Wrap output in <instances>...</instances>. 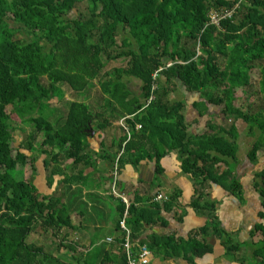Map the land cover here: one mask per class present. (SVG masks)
Here are the masks:
<instances>
[{
    "label": "trees",
    "instance_id": "1",
    "mask_svg": "<svg viewBox=\"0 0 264 264\" xmlns=\"http://www.w3.org/2000/svg\"><path fill=\"white\" fill-rule=\"evenodd\" d=\"M235 2L0 0V264H47V255L38 258L40 251L26 244L25 239L38 221L54 232L62 226L58 210L52 197L40 193L29 179L15 178L13 172L27 166L35 175L33 153L37 150L45 155L42 163L49 184L59 175L67 182L80 180L79 174L64 173L62 165L66 161H71V167L93 165L86 152V129L104 117L79 97L66 99L65 93L67 90L78 96L99 77L103 94L108 96L106 108L112 106L122 111L119 116L123 112L129 116L125 122L131 138L124 142L123 132L117 147L124 153L116 163L113 160L118 170L125 164L137 166L148 159L155 161L159 174L161 157L175 150L182 171L200 188L210 183L228 191L241 190L235 171L227 167L229 162L239 163L235 122L242 120L247 126L246 135L254 138L247 152L251 163L257 162L258 151L264 147V0H241L234 13L221 18L218 24L210 22V11L231 8ZM81 4L86 5L88 15L78 11L79 15L70 17ZM119 57H127V64L102 72V59ZM168 62L171 65L167 67ZM257 71L259 104H235L238 89L251 99L247 88L257 79ZM124 76L140 80L138 97L129 96ZM177 81L188 91L200 93L201 100L193 105L198 112L206 113L208 105L220 106L231 126L217 130L211 125L207 133L188 134L185 103L168 96ZM52 99L60 105L52 104ZM17 123L26 124L28 132L24 128L23 139L15 145ZM136 124H140L139 130H135ZM221 163L227 167L225 170L220 171ZM256 177L259 180L254 189L261 199V210L250 238H257V247L252 251L259 259L256 264H264V168L256 172ZM117 182L118 178L115 185ZM205 196L200 189L197 203ZM154 198L149 205L135 202L128 207L130 239L137 238L146 226L162 221L158 202L167 204L173 199L166 195ZM209 204L205 202L203 207ZM124 210L119 199V219ZM65 220L63 224L70 226L68 215ZM117 227L121 230L118 222ZM209 227L204 226L202 232L207 233ZM218 229L215 223L216 233ZM120 238L122 243L124 232ZM191 246L194 252L211 248L208 242L201 248L196 243Z\"/></svg>",
    "mask_w": 264,
    "mask_h": 264
},
{
    "label": "crops",
    "instance_id": "2",
    "mask_svg": "<svg viewBox=\"0 0 264 264\" xmlns=\"http://www.w3.org/2000/svg\"><path fill=\"white\" fill-rule=\"evenodd\" d=\"M102 62L105 67V60ZM112 66L116 67L115 65ZM112 66L103 72L110 71L114 68ZM107 77L109 78V76ZM129 77L124 76L122 81L129 90V96L138 97L141 94V82L135 77ZM161 78L165 80L164 76H161ZM101 79L102 77L94 79L92 81L93 86L79 93V98L84 102L86 101L92 111L102 112L103 119L109 120V122H104L103 119H101L102 122H92L91 127L86 129L88 133L86 136V152L93 159V165L90 167H82L81 165L71 167V161H66L62 165V171L66 174L78 175L85 169L90 173V170L94 168L98 170L105 168L106 170L99 171L102 176L105 175L108 179L103 180L102 178L100 185L96 182L94 185H87L82 180L76 182H73L72 179L68 182L67 180L63 181V175H59L54 180L55 182L53 181L54 183L49 184L50 187L45 184V188L39 189L40 193L50 197H52L51 194L61 195L64 191L70 192V195L75 194V198L69 196L67 201L63 198L64 196H60L63 200H59V197L57 199L52 197V202L59 213V224L62 225L55 229V232L43 226L41 221H38L26 236V244L39 250L40 254L43 252L42 255H47V264H124V252L121 248L120 238L123 232L117 227L119 217L116 214V206L120 198L114 197L110 193L111 181L109 177L112 173V167H114L113 160L118 157L119 153L120 156L124 153L122 149L117 147V142L123 134L119 121L121 118L129 116L126 112L119 116L122 111L120 109L115 111L112 106L106 108L108 96L103 94L100 86ZM175 84V88L170 90L168 96L171 100H179L185 103L184 114L187 119L186 131L188 134L192 136L201 135L209 132L211 125L216 126V129L223 126L222 122H208L211 119L212 105H208L206 113L198 112V109L193 106L201 100L199 92L188 91L180 82ZM88 91H90L91 96L90 102H87L86 99ZM67 94L72 95L71 92L66 91L65 97ZM82 96H86V98H81ZM66 99L70 98L66 97ZM52 100L56 101L57 106L60 104L57 99ZM112 113L115 114L112 116ZM124 123L128 126L126 122ZM242 123L244 122H235L234 124L236 129L235 134H232L236 138L239 135L236 142L241 140L242 133H244ZM116 132L120 134L114 137ZM256 164L250 162L251 166ZM160 165L159 174L155 171V161L148 159L141 160L137 166L125 164L118 170L116 190L130 204L136 202L135 204L141 206L143 204L149 205L157 194L170 196V198L172 196L173 198L167 204L158 202L160 204V210L158 211L162 216V221L146 226L136 235L137 238L131 237L132 253L135 254L138 245L144 243L149 249L148 264H221L220 258L224 255V242L221 238L225 231H239L237 236L239 235L241 241L244 242L250 238L255 222L250 217L243 218L240 222V218L235 211L245 208L253 213L255 208L258 207L255 214V216H258L261 210V199L254 189L256 181L254 178L248 181L238 178L237 172L241 166L237 164L235 175L241 182L242 196L245 195L246 191L248 192L246 194L248 204L239 206L230 194L231 192L220 185L204 183L200 188L199 183L182 171L177 151H167L161 157ZM219 166L220 171L227 168L222 163ZM42 171L45 173V169ZM95 171L97 170L94 169ZM94 174L96 175V172ZM63 183L65 184L64 187ZM200 189H203V191L206 189L205 193L209 196V202L215 204L213 207L211 205L208 207L213 208L212 212H205L208 208L203 207V205L198 206L197 197ZM114 199L116 201L111 206L110 201ZM257 199L258 204L256 203ZM204 200L201 199L200 202L205 203ZM106 206L108 210L104 209ZM106 212L107 216H105ZM66 215L69 217L70 226L63 224L66 221ZM205 215H208L207 221L204 218ZM215 223L219 228L218 233L214 230ZM207 225L210 226L208 232H202L204 226ZM102 230H106L104 235L100 234L103 232ZM108 238L111 240L108 241ZM168 239H172V241L167 242ZM204 242L210 244L209 251L194 252L195 248L191 244L196 243L198 248H201ZM94 255H97V257L95 258ZM218 258L220 260L217 261ZM222 262V264H239L238 262Z\"/></svg>",
    "mask_w": 264,
    "mask_h": 264
},
{
    "label": "rangeland",
    "instance_id": "3",
    "mask_svg": "<svg viewBox=\"0 0 264 264\" xmlns=\"http://www.w3.org/2000/svg\"><path fill=\"white\" fill-rule=\"evenodd\" d=\"M78 11L83 14V15H88L87 14V9H86V5L85 4H81L79 5V7L77 9H74L71 13H70V17H75L79 14ZM104 58V57H102ZM102 61H104V59H102ZM127 61H128V58L127 57H119V58H115V59H111V60H108L106 61L105 60V67L103 68L102 72L104 70H108L112 65H115L116 67L118 66H124L127 64ZM114 67V66H112ZM257 77V79H254L252 85H250V87L247 88V93L251 95V99H246V96L241 92V90H237L236 93H235V96H236V100H235V104H243L244 107H246L249 103L251 105L253 104H259V101H260V97L257 93V90H259L258 88V80H259V73L258 71L254 73ZM130 78V77H129ZM134 78V77H133ZM90 90V89H89ZM67 91V90H66ZM89 92V93H88ZM88 97L86 98V96H82L81 98H86L87 99V102H90L89 100L91 99V96H90V91H88ZM208 94V93H206ZM67 98H70L72 99V97H80L79 95H69L67 94L66 95ZM65 97V98H66ZM250 100H254L252 102H250ZM52 104H56V101L55 100H52L51 101ZM51 104V103H50ZM60 105V104H59ZM58 105V106H59ZM52 106V105H51ZM114 107H117L116 104H113ZM118 108V107H117ZM91 109V107H90ZM115 111H117V109H114ZM211 110H212V114H211V120L214 121V122H222L223 124V128L226 129V128H229L231 125H229V122H227L225 120V116L223 115L224 113H221V107L220 106H211ZM49 112V111H48ZM51 115H53V111L51 110ZM115 113H112V116L114 115ZM219 114V115H218ZM117 117V116H116ZM237 122H243L242 120H239ZM17 125L19 126L15 132V135H14V141L13 143L16 145L18 144L19 142H21V140L23 139V131L24 128L26 130L27 125L26 124H23V123H17ZM246 124L245 123H242V128H244V133H242V138L241 140H237V158H238V161L239 163H235L233 164V162H229V164L227 165V167L231 168L232 171L234 172L237 168V164L240 165L241 167L238 169V172H237V176L238 178H241L243 181H248L249 179H252L254 178L255 181H258L259 178L255 176V172L259 171L261 168H264V147L261 148L259 151H258V160H257V164L255 166H251L250 165V162L248 161L247 159V152L252 144V142L254 141V138L249 136V135H246V132H247V129H246ZM219 129V127L217 128V130ZM28 132V130H26ZM121 132V130H119ZM234 133V132H233ZM118 134H120L119 132H116V136L114 137H117ZM246 135V136H245ZM239 137V135L237 136V138ZM262 153V154H261ZM34 155H36V159L34 161V165L36 167V172H38V174L35 173V175H31V168L25 166L24 168H17L16 171L13 172V176L15 178H18V179H29V181H31L32 183L35 184L36 187H39V189H43V187L45 188V184L46 186L50 187L49 186V183L47 182L49 179H47V175L46 173H44V171H42L44 168H43V163H42V159L44 158V154L41 155V153L37 152V150L34 151L33 153ZM242 162V163H241ZM27 165L29 166V164L27 163ZM94 169L97 170L95 171L96 172V175L94 174ZM92 170H90L91 172L88 173L89 171H87L86 169L84 171H82L78 177L80 180L84 181V183H86L87 185H94V183L96 182L97 184H101L102 182V178L103 180L104 179V176L105 175H101V172L99 170H106L105 168H102V169H97V168H94ZM46 175V176H45ZM237 176L235 175V177L237 178ZM246 176H248L247 178H245ZM57 177L54 178V180H56ZM47 180V181H46ZM107 180V179H106ZM191 180V179H190ZM193 180V179H192ZM191 180V181H192ZM86 181V182H85ZM55 182V181H54ZM53 182V183H54ZM73 182H76L75 180ZM246 183V182H245ZM64 183H63V187H64ZM103 185V183H102ZM47 187V188H48ZM49 189V188H48ZM207 190L204 189V192H206ZM77 192V191H76ZM231 195L235 198L237 204L240 206V205H247L248 204V199H247V196L246 194H248V192L246 191L245 195L242 196L243 194V189L241 188V190L239 192H233V191H230ZM42 195V194H41ZM51 196L54 198V199H58L59 200H63V198L65 199V201H67L69 199V196L72 197L74 196L75 198V194L74 195H70V192H66L64 191L61 195H52ZM62 196H64L63 198H61ZM209 196H205L203 198V200L205 202H207L209 204V200L208 199ZM73 198V197H72ZM115 199L114 200H111L110 203H111V206L114 205L115 203ZM242 202V203H241ZM256 203L258 204V199L256 200ZM199 205L198 206H201L205 203H201L199 202L198 203ZM210 205V204H209ZM204 205V207L208 208L209 207ZM57 208V207H56ZM258 208V207H257ZM257 208H255V211L253 213H250L251 210H247L245 208H243L242 210H239V211H235L237 213V216L240 218V222H242V219L243 218H246V217H250L255 223L259 222L256 218L255 220V214H256V210ZM105 210H108L107 206L104 207ZM202 210V208H200ZM209 209L211 208H208L205 212L207 211H210ZM110 211V210H109ZM204 212V211H203ZM107 216V212L105 213ZM202 218V217H201ZM204 218L208 219V215H205ZM205 222V221H204ZM210 224V222H209ZM103 232H101L100 234L101 235H104V231L106 232V230H102ZM237 233H239V231L235 230V231H225V233H223L222 235V238L221 240L224 242L223 245H224V255L222 256L221 259V264L223 263L222 261H226L227 263H230V262H238L239 264H256V262L259 260L258 258L256 257H253L252 255V251L256 249L257 245L255 244L257 238H248L246 239V241L244 242L243 240L241 241L239 235L237 236ZM255 241V242H254ZM249 242V243H248ZM234 245V246H230L228 247L229 245ZM236 245V246H235ZM43 253V252H42ZM41 254H38V258L41 257ZM94 257L96 258L97 255H94ZM219 258L217 259L220 260ZM96 261V260H94Z\"/></svg>",
    "mask_w": 264,
    "mask_h": 264
},
{
    "label": "built area",
    "instance_id": "4",
    "mask_svg": "<svg viewBox=\"0 0 264 264\" xmlns=\"http://www.w3.org/2000/svg\"><path fill=\"white\" fill-rule=\"evenodd\" d=\"M240 2H241V0H236V2L233 4V6L231 8L210 11L208 14V16L210 17V22L218 24L221 18H224L225 16L234 13L236 11V8L239 7ZM169 65H171L170 62H168L166 64L167 67ZM161 69H162L161 67L158 68V70L153 73V77H156L158 71H160ZM151 98H152V96L150 97V99ZM125 118L126 117L121 118L119 122L121 123V127H122V130L126 136V140H128L130 138L131 131H130L129 127L124 123ZM139 128H140V125H137L135 127L136 130H138ZM119 156H120V153L118 154V157L115 159V163L119 159ZM112 177H113V179L110 183L111 184L110 185L111 193L114 196L120 198V200L125 205V210L122 214V217L119 219L118 224H119V227L121 228V230L124 232V241L121 243V248L125 254L126 263L127 264H148L149 263V249H148L146 244L142 243V244L138 245V248H137V251L135 254L132 253V250H131L132 242L130 239V229L126 225V218L128 215L127 209L130 206V203L125 197L120 195L118 193V191L116 190L115 181L118 178V169L116 167V164L112 170ZM161 198H162V195L158 194L154 199L159 200ZM107 240L110 241L111 239L108 238Z\"/></svg>",
    "mask_w": 264,
    "mask_h": 264
}]
</instances>
